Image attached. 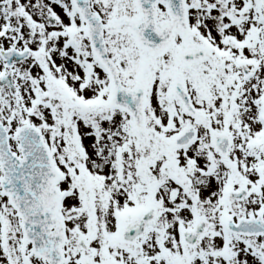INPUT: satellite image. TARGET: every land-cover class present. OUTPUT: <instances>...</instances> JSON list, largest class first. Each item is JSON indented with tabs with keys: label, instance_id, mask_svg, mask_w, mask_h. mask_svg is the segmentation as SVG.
<instances>
[{
	"label": "snow or ice",
	"instance_id": "snow-or-ice-1",
	"mask_svg": "<svg viewBox=\"0 0 264 264\" xmlns=\"http://www.w3.org/2000/svg\"><path fill=\"white\" fill-rule=\"evenodd\" d=\"M0 264H264V0H0Z\"/></svg>",
	"mask_w": 264,
	"mask_h": 264
}]
</instances>
